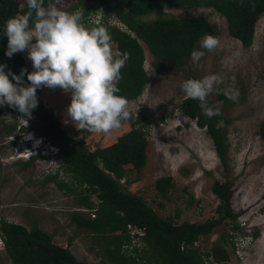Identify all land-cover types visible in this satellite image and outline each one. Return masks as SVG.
<instances>
[{"label": "rangeland", "instance_id": "rangeland-1", "mask_svg": "<svg viewBox=\"0 0 264 264\" xmlns=\"http://www.w3.org/2000/svg\"><path fill=\"white\" fill-rule=\"evenodd\" d=\"M76 5L75 0H63L58 7L71 13ZM162 13L176 18L205 19L213 25L211 35L221 40L223 50L210 53L201 49L198 43L194 50L205 51L198 65L190 59L181 67H173L154 58L141 43L148 83L142 94L129 102V110L132 120L144 118L141 125L147 132V161L138 178L130 166L125 167L126 174L119 183L146 202L160 218L178 224L202 223L215 217L219 200L212 194L211 187L216 181L228 183L230 206L239 231H231L232 222L227 220L196 245L202 252H207L227 232L235 237L234 248L226 247L229 260L221 264H264V141L258 134L260 124L264 122V14L256 23L252 45L243 48L228 35L224 18L211 8L183 11L164 7ZM156 18L157 15H148L142 20L152 22ZM109 22L126 31L117 19L110 18ZM84 24L88 28V23ZM113 50L116 51L114 44ZM235 52L240 56L234 58L233 64L221 63ZM20 55L30 73L34 71L27 58L28 52ZM212 74L224 79V84L214 90L208 101L213 106L220 105L225 120L223 133L229 146L225 165L219 160L205 129L198 128L195 120L179 110L186 98L181 91L184 81ZM226 88L237 93L235 100L227 97L224 102L220 100L219 93ZM37 94L67 136L89 150L110 146L131 130L127 121L110 135L78 130L67 115L71 93L44 87L38 89ZM19 117L0 113V221L27 229L39 228L51 236L54 244L68 249L77 261L109 264L106 253L94 242L92 234L71 222V214L82 211L76 198L58 188L54 181H46L47 176H54L59 183L71 182L60 170L59 152L53 153L45 147L48 156L41 161L34 160L28 166H24L28 160L18 158L30 149L28 143L39 139L26 129L11 137L5 135L3 125H18ZM29 133L33 134V141L26 143ZM165 177L171 178L173 187L163 199L154 186L157 179ZM92 201L97 203L94 196ZM254 233L261 234L254 238ZM0 264H11L4 250L0 251ZM205 264L215 263L208 260Z\"/></svg>", "mask_w": 264, "mask_h": 264}, {"label": "trees", "instance_id": "trees-1", "mask_svg": "<svg viewBox=\"0 0 264 264\" xmlns=\"http://www.w3.org/2000/svg\"><path fill=\"white\" fill-rule=\"evenodd\" d=\"M75 1V10L81 11L84 18L100 11L103 16L101 23L88 24V28L106 27L116 51L128 53L129 59L121 69L122 79L118 83V95L129 102L137 99L148 83L141 43L157 60L173 67H181L191 59V53L200 39L211 34L214 29L213 25L200 17L176 18L165 15L162 13L164 7L183 11L213 9L226 21L228 35L243 48L252 45L256 23L264 14V0ZM48 2L49 0H45V7ZM27 11L26 0H0V65H7L6 73L11 71L19 75L22 69L28 70L20 53L11 58L6 56L8 40L3 35L6 21L11 17L24 15ZM148 15H157V18L152 22L143 21L142 18ZM110 18L117 19L126 31L110 25ZM262 46L264 48V37ZM24 81L28 83L26 75ZM37 97L38 108L33 110L30 119L12 109L27 119L29 128L26 130L43 138L59 152L60 170L70 177L71 182L59 183L54 176H47L46 181H54L58 188L73 195L81 209L95 210L93 218L86 212L75 211L71 214V222L92 234L94 242L106 253L109 264H205L208 260L221 264L229 260L226 247L234 248L233 234L225 232L207 252H202L196 245L226 224L227 220L232 222L231 231H239L230 206L231 190L228 183L216 181L211 187L212 194L219 200L215 217L192 224H178L171 219L160 218L146 202L119 183L126 174L125 167L130 166L138 178L146 165L147 132L141 125L143 116L135 120L130 118L127 122L131 130L114 144L89 150L67 136L52 113L44 108L38 94ZM219 97L222 102L226 100L222 92ZM209 105L213 106L210 102ZM179 110L184 116L195 120L198 128L205 129L219 160L225 165L229 146L223 126L217 128L219 121L225 124L223 114L210 119L202 114L199 101L187 97L182 100ZM3 129L7 137L25 130L15 123L5 124ZM258 134L264 141V122L260 124ZM34 160L38 159H31L24 166ZM154 187L158 196L165 199L169 189L173 187V182L170 177L159 178ZM93 196L96 204L92 201ZM128 227H138L145 231L142 246L133 248L130 253L127 249L123 250V246L130 245ZM260 234L254 233L252 236L257 238ZM262 234L264 236V227ZM0 238L4 244V253L11 264H88L77 261L68 249L54 244L51 236L37 227L27 229L2 220Z\"/></svg>", "mask_w": 264, "mask_h": 264}, {"label": "clouds", "instance_id": "clouds-1", "mask_svg": "<svg viewBox=\"0 0 264 264\" xmlns=\"http://www.w3.org/2000/svg\"><path fill=\"white\" fill-rule=\"evenodd\" d=\"M26 3V14L6 21L3 31L8 40L5 54L11 58L27 51L34 71L28 73L25 68L15 75L11 71L5 72L7 65H0V107H11L30 119L33 110L38 108L37 90L60 88L71 93L67 115L78 130L104 135L119 130L122 123L131 118L129 101L118 95L121 69L129 59L128 53L113 50L114 42L106 27L89 29L83 22L81 11L69 13L58 7L63 0H49L47 7L45 0H26ZM199 45L210 53L223 50L221 40L211 34L204 35ZM204 56L205 51L193 50L191 61L198 65ZM239 56L240 53L235 52L221 63L226 66L233 64L234 58ZM222 84L224 79L212 74L184 81L181 91L187 98L199 101L202 114L211 119L222 115V112L219 104L209 105L208 97ZM223 94L230 100L237 98V93L231 89H224ZM19 121L26 125L28 122L23 118ZM222 126L223 121H219L217 128ZM23 128L28 129L29 125ZM28 135L33 136L32 133ZM28 144H31L29 151L33 154L24 156L21 153L19 159L29 161L37 158L41 161L48 156L45 147L57 152L43 138Z\"/></svg>", "mask_w": 264, "mask_h": 264}, {"label": "built area", "instance_id": "built-area-1", "mask_svg": "<svg viewBox=\"0 0 264 264\" xmlns=\"http://www.w3.org/2000/svg\"><path fill=\"white\" fill-rule=\"evenodd\" d=\"M102 17H103L102 14L100 13V11H98L95 14L89 15L86 18H84L83 22H86L88 24L98 25L101 23ZM108 23L110 25H113V24H111V22H109V20H108ZM115 26L119 27L118 25H115ZM25 52L27 53V51H25ZM20 54H22V52ZM0 113H1V115H4V116H9L10 114L11 115L15 114V115L19 116L17 114V112H15L11 107H8V106L0 107ZM20 118L27 120L26 118L21 117V116L19 117V119ZM18 123H19L18 127H26L29 125L28 122L26 125L25 123H22L19 120H18ZM32 154H33V152L28 150L24 156H31ZM119 182L122 183L123 180H120ZM94 211L95 210L88 211V210L82 209V212H86V213L90 214L91 218L94 217ZM127 235L130 238V245L123 246V250L127 249L130 253L133 248H140L142 246V238L145 235L144 229H140L138 227H128ZM3 250H4V244L0 238V251H3Z\"/></svg>", "mask_w": 264, "mask_h": 264}, {"label": "bare ground", "instance_id": "bare-ground-1", "mask_svg": "<svg viewBox=\"0 0 264 264\" xmlns=\"http://www.w3.org/2000/svg\"><path fill=\"white\" fill-rule=\"evenodd\" d=\"M26 139H27L26 141H31L32 140L30 136L27 137Z\"/></svg>", "mask_w": 264, "mask_h": 264}]
</instances>
